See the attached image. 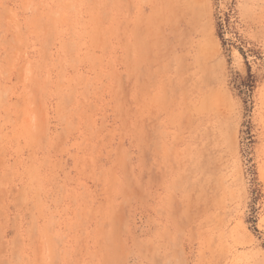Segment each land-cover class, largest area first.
Wrapping results in <instances>:
<instances>
[{
	"label": "rangeland",
	"instance_id": "obj_1",
	"mask_svg": "<svg viewBox=\"0 0 264 264\" xmlns=\"http://www.w3.org/2000/svg\"><path fill=\"white\" fill-rule=\"evenodd\" d=\"M0 264H264V0H0Z\"/></svg>",
	"mask_w": 264,
	"mask_h": 264
},
{
	"label": "trees",
	"instance_id": "obj_2",
	"mask_svg": "<svg viewBox=\"0 0 264 264\" xmlns=\"http://www.w3.org/2000/svg\"><path fill=\"white\" fill-rule=\"evenodd\" d=\"M255 82V81H252ZM255 83L250 84V89H253Z\"/></svg>",
	"mask_w": 264,
	"mask_h": 264
}]
</instances>
